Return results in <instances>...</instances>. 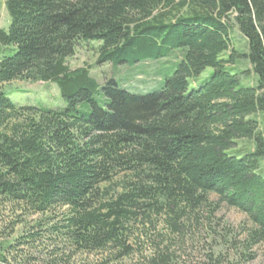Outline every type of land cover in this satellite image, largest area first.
Masks as SVG:
<instances>
[{"label":"trees","instance_id":"obj_1","mask_svg":"<svg viewBox=\"0 0 264 264\" xmlns=\"http://www.w3.org/2000/svg\"><path fill=\"white\" fill-rule=\"evenodd\" d=\"M6 8L0 205L42 218L0 243L2 264H70L78 253L102 254V264H179L178 250L221 203L247 215V250L264 243V0H7ZM235 26L246 48L236 46ZM86 42L99 43L98 64L113 67L102 84L68 64ZM121 65L129 69L117 77ZM146 78L156 87L130 90ZM16 80L56 83L66 106L17 104L3 89ZM242 140L254 148L232 151ZM159 222L164 233L146 231Z\"/></svg>","mask_w":264,"mask_h":264},{"label":"rangeland","instance_id":"obj_2","mask_svg":"<svg viewBox=\"0 0 264 264\" xmlns=\"http://www.w3.org/2000/svg\"><path fill=\"white\" fill-rule=\"evenodd\" d=\"M6 2L7 0H0V29H8L11 23V18L6 8ZM233 35L235 36L236 46L242 49L247 47L246 40L242 37L236 26L234 27ZM99 47L100 44L97 42H86L81 44L77 48L76 53L68 59V64L73 69L79 67L89 68L92 75L102 84L105 76H112L113 67L110 63L98 64ZM10 53L11 51H9V49L0 45V60L4 55H9ZM149 65V67H154L152 63H149ZM240 67L247 68L248 64L244 63L240 65ZM128 69L127 65L119 66V73L116 76L120 77L122 74H125ZM211 73L212 68H208L197 79V84H200ZM151 78L154 77L152 76ZM149 82V78H146L144 81L133 80L129 82V84L133 83L134 86L130 90L138 93L148 92L157 85ZM243 84L246 83L243 81ZM128 86L130 87L131 85ZM3 89L7 92L11 100L19 105H43L47 107L66 106L65 100L61 96L60 89L54 82L16 80L4 84ZM253 148V142L251 140H242L237 143L232 151L245 152ZM260 171L264 173V161L262 162ZM123 176L124 174H120L117 180L119 181ZM112 187L116 188V185L112 184ZM210 198L215 205L218 204V197L216 195L212 194ZM13 211L15 210H12L11 207L5 208L0 205L1 244L7 245L8 243H13L15 237H18L20 233L32 227L36 221L42 218V216L38 214L30 215L26 218L25 216L22 217L20 210L17 212ZM212 212L213 215L210 217V222L204 220L202 222L203 228L199 229L192 237L187 238L188 245L185 250H178L177 255L180 256L178 260L179 264H182L185 259L191 262V264L202 262L209 254L225 256L224 264H264V243L254 245L248 250L244 244V239L246 237L245 230L252 226L248 221L247 215L224 203H221ZM13 227L14 230H12ZM142 228L143 226L141 224L136 225V229L134 230L135 236L139 235L141 238L144 237L143 235L145 234L142 233ZM146 231L148 233H154L156 231L164 233L165 229L162 222H159L155 228L150 224H146ZM145 244L148 245L147 243ZM144 249L146 248L144 247ZM103 256L102 254L95 253L91 255L78 253L71 259L70 264H102V259H105ZM0 264L2 263L0 262ZM109 264H130V259L117 263L109 260Z\"/></svg>","mask_w":264,"mask_h":264}]
</instances>
